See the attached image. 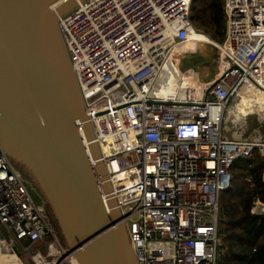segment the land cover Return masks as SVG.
Listing matches in <instances>:
<instances>
[{"label":"built area","instance_id":"built-area-1","mask_svg":"<svg viewBox=\"0 0 264 264\" xmlns=\"http://www.w3.org/2000/svg\"><path fill=\"white\" fill-rule=\"evenodd\" d=\"M198 2L86 0L59 19L138 264H218L231 169L255 152L264 160L260 130L246 137L247 116L230 112L245 95H264V0H223L222 43L195 26ZM200 34L218 62L195 88L181 64ZM251 212L264 216V202ZM7 235L31 264H78L0 148V250L22 262Z\"/></svg>","mask_w":264,"mask_h":264},{"label":"water","instance_id":"water-1","mask_svg":"<svg viewBox=\"0 0 264 264\" xmlns=\"http://www.w3.org/2000/svg\"><path fill=\"white\" fill-rule=\"evenodd\" d=\"M84 1L0 0V148L78 264H138L59 30Z\"/></svg>","mask_w":264,"mask_h":264},{"label":"trees","instance_id":"trees-1","mask_svg":"<svg viewBox=\"0 0 264 264\" xmlns=\"http://www.w3.org/2000/svg\"><path fill=\"white\" fill-rule=\"evenodd\" d=\"M191 18L199 30L218 43L224 42L227 24L223 0H201ZM231 175L232 187L220 201L218 264H264V216L251 212L256 199L264 202V160L258 152L239 159Z\"/></svg>","mask_w":264,"mask_h":264},{"label":"bare ground","instance_id":"bare-ground-1","mask_svg":"<svg viewBox=\"0 0 264 264\" xmlns=\"http://www.w3.org/2000/svg\"><path fill=\"white\" fill-rule=\"evenodd\" d=\"M211 40L206 35H194L193 39H191L187 46L184 47V51L191 54L195 53L194 55H197L198 57H202L201 60L203 62H198L196 69H189L191 72L189 77H187L188 81H190L191 85L195 88L199 86V76L204 74V72L209 71L210 62H213L215 65L218 62V55L216 53V49L211 46ZM198 49V50H197ZM197 50V52L195 51ZM208 50H212V61L209 57H206L210 55V53H205ZM214 52V53H213ZM194 55L187 57L186 55H182L183 63L181 64L182 69L185 68V65H189V63H192L195 61ZM201 79V78H200ZM202 81V79H201ZM231 113L235 114V118L241 123H244L245 116L250 113H259L261 116V119L264 118V95L259 94H248L243 97V100L235 105L233 109L230 111Z\"/></svg>","mask_w":264,"mask_h":264},{"label":"rangeland","instance_id":"rangeland-1","mask_svg":"<svg viewBox=\"0 0 264 264\" xmlns=\"http://www.w3.org/2000/svg\"><path fill=\"white\" fill-rule=\"evenodd\" d=\"M200 1L201 0H199V2L197 3V5L195 7H198ZM215 43H218V42H215ZM205 53L206 54L210 53V55H208L206 57H209L212 60V56H213L212 50L211 51L208 50L207 52L205 51ZM207 72H209V71H207ZM246 116H247L246 117L247 123L245 124V127H244V129L247 131L246 137H250V138L256 137L257 135L254 131H255V129L258 128L261 132L262 138L264 139V118L261 119V116L259 113H253V114L248 113ZM244 120H245V118H244ZM1 228H2V226H1ZM6 238L11 242V244L14 245L16 250L18 252H20V255L23 257L22 262L24 264H31L30 258L28 256H26V253L22 252L21 246L19 245L18 241H16L15 238L11 235H7ZM0 264H21V263L18 260L16 261L15 259L9 258V256H5L2 259H0Z\"/></svg>","mask_w":264,"mask_h":264},{"label":"crops","instance_id":"crops-1","mask_svg":"<svg viewBox=\"0 0 264 264\" xmlns=\"http://www.w3.org/2000/svg\"><path fill=\"white\" fill-rule=\"evenodd\" d=\"M5 256H9V258L15 259L16 261L18 260L15 255H9V254H6L3 250H0V259H2ZM18 261H20V260H18ZM20 263L23 264L21 261H20Z\"/></svg>","mask_w":264,"mask_h":264},{"label":"flooded vegetation","instance_id":"flooded-vegetation-1","mask_svg":"<svg viewBox=\"0 0 264 264\" xmlns=\"http://www.w3.org/2000/svg\"><path fill=\"white\" fill-rule=\"evenodd\" d=\"M49 206V205H48ZM46 213L47 215L51 218V214L53 215L51 210H48V208L46 207Z\"/></svg>","mask_w":264,"mask_h":264}]
</instances>
